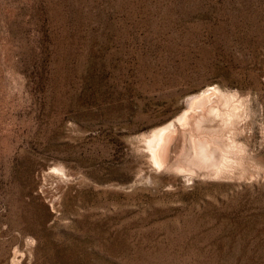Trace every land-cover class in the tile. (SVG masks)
I'll return each mask as SVG.
<instances>
[{
  "label": "rangeland",
  "instance_id": "374dc122",
  "mask_svg": "<svg viewBox=\"0 0 264 264\" xmlns=\"http://www.w3.org/2000/svg\"><path fill=\"white\" fill-rule=\"evenodd\" d=\"M212 88L231 177L150 173ZM263 169L264 0H0V264H264Z\"/></svg>",
  "mask_w": 264,
  "mask_h": 264
},
{
  "label": "bare ground",
  "instance_id": "6f19581e",
  "mask_svg": "<svg viewBox=\"0 0 264 264\" xmlns=\"http://www.w3.org/2000/svg\"><path fill=\"white\" fill-rule=\"evenodd\" d=\"M217 93H219L217 88H214V89L212 88L211 90L209 89L208 91H204L196 96H193L192 98L190 97L191 102L188 101L190 103H188V107L183 112V114H181L175 120H171L167 124L162 125V127L153 131V133H151V135H149V137L146 138V140L143 139L144 141H146V143L144 141L143 143L144 145L146 144L145 146L148 151L147 156L149 157V162H150L149 163L150 173L165 169V170L174 171L175 173L186 172V173H189L190 176L191 174L199 173L201 177H203L202 175H206L209 177L212 176L213 178L215 177L219 178L223 176L231 177L230 174L232 173L228 172V169L230 168L231 170L232 168L230 165L232 159L230 160L231 157L229 156V154L230 153L234 154V152L236 151L238 152V150L234 151V147H235L233 145L234 141L232 142L233 144H231L229 142L230 140L228 139H227L228 142H224L226 140L222 138V135L218 131L217 132L215 130L213 131L210 128L207 129V127H208V122L211 123L214 120L215 122H217L216 119H220L219 121L220 123L221 122L224 124L231 123V120L233 118L235 119V117L238 116V112H240L239 111L240 103L238 101L237 103L234 100L235 98L234 97H233L234 99L231 98L229 94L228 96L230 98L228 96L227 97L224 96L226 94L223 95L222 92H220L222 95L220 93L219 94ZM239 101L242 102V100H239ZM220 104L222 107L223 106L225 107V110L224 108L222 111L220 110L221 107L218 106ZM206 124H207V127H206ZM210 126H214V125H210ZM222 127L223 126H221L220 128ZM242 127L244 126L242 125ZM216 128H213V129H216ZM227 129L229 130L230 128H227ZM241 129L242 128H240L239 130ZM221 130L219 131L221 132ZM246 130L248 129L246 128ZM243 132H246V131L244 130ZM230 137L231 136H229V138ZM238 144H241V143H238ZM236 147L239 148V146H236ZM244 149H246V147L243 148V150ZM170 152L171 153L175 152V156L173 155L170 156L171 155ZM240 153L241 152H239V154ZM234 156L236 157V155ZM239 159L241 160V158ZM240 160L238 162H241ZM245 161H243V164ZM247 161L249 160L247 159ZM239 167L242 168V166H239ZM234 168H237V167H234ZM200 171L204 173L202 174ZM242 172L243 171H241V174H243ZM240 176L244 177V175H240Z\"/></svg>",
  "mask_w": 264,
  "mask_h": 264
}]
</instances>
